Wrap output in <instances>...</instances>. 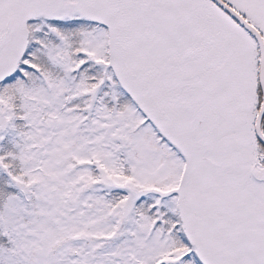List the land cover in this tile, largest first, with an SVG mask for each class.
Instances as JSON below:
<instances>
[{
  "label": "snow or ice",
  "instance_id": "6c2138e0",
  "mask_svg": "<svg viewBox=\"0 0 264 264\" xmlns=\"http://www.w3.org/2000/svg\"><path fill=\"white\" fill-rule=\"evenodd\" d=\"M0 264H264V0H0Z\"/></svg>",
  "mask_w": 264,
  "mask_h": 264
}]
</instances>
